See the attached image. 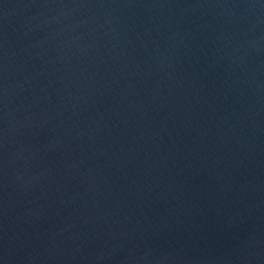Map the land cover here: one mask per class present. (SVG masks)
<instances>
[{
  "label": "water",
  "instance_id": "95a60500",
  "mask_svg": "<svg viewBox=\"0 0 264 264\" xmlns=\"http://www.w3.org/2000/svg\"><path fill=\"white\" fill-rule=\"evenodd\" d=\"M0 264H264V0H0Z\"/></svg>",
  "mask_w": 264,
  "mask_h": 264
}]
</instances>
